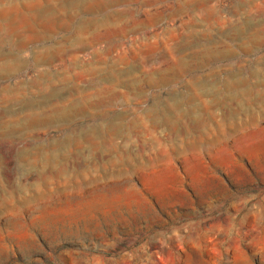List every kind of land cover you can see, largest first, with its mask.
<instances>
[{
    "label": "rangeland",
    "instance_id": "obj_1",
    "mask_svg": "<svg viewBox=\"0 0 264 264\" xmlns=\"http://www.w3.org/2000/svg\"><path fill=\"white\" fill-rule=\"evenodd\" d=\"M0 264H264V0H0Z\"/></svg>",
    "mask_w": 264,
    "mask_h": 264
}]
</instances>
